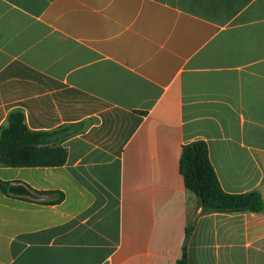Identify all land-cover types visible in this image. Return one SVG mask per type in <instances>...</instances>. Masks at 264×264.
Returning <instances> with one entry per match:
<instances>
[{"label":"crops","instance_id":"crops-1","mask_svg":"<svg viewBox=\"0 0 264 264\" xmlns=\"http://www.w3.org/2000/svg\"><path fill=\"white\" fill-rule=\"evenodd\" d=\"M13 111L67 160L0 166L28 192L0 188V264H264V209L204 212L180 171L203 140L264 201V0H0Z\"/></svg>","mask_w":264,"mask_h":264},{"label":"trees","instance_id":"trees-1","mask_svg":"<svg viewBox=\"0 0 264 264\" xmlns=\"http://www.w3.org/2000/svg\"><path fill=\"white\" fill-rule=\"evenodd\" d=\"M7 123L0 132V166L54 167L66 163L67 150L51 144V138L65 129L32 131L21 111L11 112ZM180 171L186 188L197 196L204 212H261L264 209L262 195L257 191L231 194L223 189L211 163L208 145L203 140L183 146ZM10 185L11 182L0 179L4 193L8 194ZM178 264H188L186 249Z\"/></svg>","mask_w":264,"mask_h":264},{"label":"water","instance_id":"water-1","mask_svg":"<svg viewBox=\"0 0 264 264\" xmlns=\"http://www.w3.org/2000/svg\"><path fill=\"white\" fill-rule=\"evenodd\" d=\"M10 192H12L14 194H21V195L28 193L27 190L20 185L10 187Z\"/></svg>","mask_w":264,"mask_h":264}]
</instances>
